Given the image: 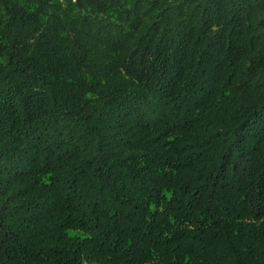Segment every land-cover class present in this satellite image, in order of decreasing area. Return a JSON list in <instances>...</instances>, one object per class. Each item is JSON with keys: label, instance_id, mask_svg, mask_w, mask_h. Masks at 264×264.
Masks as SVG:
<instances>
[{"label": "trees", "instance_id": "trees-1", "mask_svg": "<svg viewBox=\"0 0 264 264\" xmlns=\"http://www.w3.org/2000/svg\"><path fill=\"white\" fill-rule=\"evenodd\" d=\"M0 264H264V0H0Z\"/></svg>", "mask_w": 264, "mask_h": 264}]
</instances>
